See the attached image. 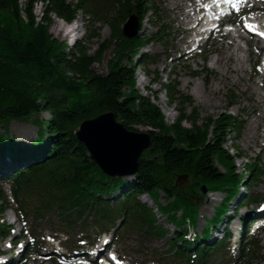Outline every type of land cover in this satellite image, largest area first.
<instances>
[{
  "label": "trees",
  "instance_id": "1",
  "mask_svg": "<svg viewBox=\"0 0 264 264\" xmlns=\"http://www.w3.org/2000/svg\"><path fill=\"white\" fill-rule=\"evenodd\" d=\"M34 1L26 0L22 7L19 0H0V168L7 165L17 170L10 178L15 200L22 206L29 204L38 217L40 212L56 211L69 219L88 210L99 221L123 217L124 229L160 237L164 228L156 212L138 199L146 194L161 216L177 227L170 245L181 240L191 247L197 243H185L182 225L187 220L195 223V199L206 186L209 191L225 192L213 216L206 218L203 237L208 238L243 176L234 173V157L224 147L228 133L237 130L238 124L230 114L200 120L186 108L178 109V116L167 123L151 96L135 89L133 56L151 37H126L121 25L131 15L141 24L149 10L154 12L152 0H42L44 11L39 20L33 15ZM89 6L97 15L93 21H102L110 29L108 38L92 54L88 45L99 34L88 29L89 18L84 22L85 34L72 47L49 31L51 15L70 22L79 11L90 14ZM109 48L105 72L96 71L93 65L102 62ZM165 87L170 102H187L175 87ZM107 111L125 128L136 131L144 126L150 135L152 145L141 153L132 182L103 173L75 136L83 120ZM42 112L49 117L40 118ZM10 120L36 125L30 147L8 135ZM247 173H251L244 176L250 188L252 177L258 179L263 171L253 164ZM180 175L189 182L178 186ZM120 189L121 196L110 203L109 197ZM161 196L165 204L159 201ZM258 244L255 240L243 244L240 264H264ZM217 245L197 246L196 253L186 255L190 256L187 261L195 258L197 264L204 263L206 252Z\"/></svg>",
  "mask_w": 264,
  "mask_h": 264
},
{
  "label": "rangeland",
  "instance_id": "2",
  "mask_svg": "<svg viewBox=\"0 0 264 264\" xmlns=\"http://www.w3.org/2000/svg\"><path fill=\"white\" fill-rule=\"evenodd\" d=\"M19 1L23 7L26 0ZM173 1H176V5L183 3H186V5L188 4V1L184 0H155L154 4L157 8L156 14L154 13L152 16H146L144 19L140 35L147 37L153 33L156 34L151 36L150 41L142 47L140 54H157V57L156 61L148 66H143L141 64L134 66L135 89L142 95L155 96L152 98V101L160 108L167 123H171L177 117L178 109L180 108H186L187 112L197 114L200 120L206 117L215 118L219 114H232L242 125L237 133H235V131H230L224 143V147L228 149L232 157H234V173L243 174L244 176L248 175L245 168L252 164H256L264 169V89L262 88V83L264 84V82L262 81L263 71H258V68L255 66V64H262L261 58L263 54H258V48L253 42L236 40L235 44L233 43L230 45L229 41H231V39H221L217 33H213L202 48V53L196 54V50H194L190 53L188 58H186L187 55L181 58L182 52L189 49V46L185 42L189 37L188 33L182 32L186 26L183 24L184 21L182 19V14L184 13L178 9H174L175 3ZM262 7L264 8V0L262 2ZM43 9L44 6L42 3L35 2L33 4L32 11L35 20L40 18ZM91 10L92 8L90 7V14L86 16H82V13L78 12L75 19L79 20L80 16L83 17V20L89 18L87 22L88 29H90L91 32L99 34V36L94 38L88 45L89 52L92 54L94 51L96 52L98 44L101 43L103 39L108 38L110 29L108 25L102 21L94 20V22L92 18L97 17V15H94ZM77 29H79V37H82L84 35L83 25L72 29L66 26L61 19L55 15H51L49 31L55 39L64 41L66 45H68L71 32ZM110 50L111 48L104 52L101 63L93 65L96 71L105 72L106 60L111 56ZM225 51L232 52L234 56L244 58V70L239 69L240 63L238 61L232 64L233 68H237V72L231 71L227 73L224 67L213 65L212 60L219 55H223ZM165 85L175 87L181 94V98L187 100V102L182 104L174 100L172 105L168 104V94L164 89ZM144 86H147L148 89H144ZM39 117L48 118L49 114L42 112ZM183 124L185 126L189 125L186 121H184ZM137 128L139 131L147 129L144 126H138ZM248 130H252V133H248ZM7 131L8 135L15 139L17 143L24 146L31 145L37 135V127L30 121L21 122L10 120L7 123ZM219 168L223 170L221 166H219ZM128 178L132 177L128 176ZM259 179L260 180L249 189L246 186H240L242 190L233 200L228 215L233 212L232 209H234L237 204L239 205L243 193L247 196V199L256 198L255 200L258 201H252V203L244 207L240 206L239 208L237 205L235 209L236 214L231 217L227 228L232 234V239L227 242L228 244H224L221 250L222 252H218L216 256L208 260L209 264H219L222 259H226L229 256L234 257L236 255V250L232 251L231 249H235V245H237V232H239L241 228L238 218H240V216H247V218L252 216L255 217L257 215L255 210L263 204L259 201L264 199V175L260 176ZM188 182L189 181H183L179 186L185 185ZM8 187V184L0 183L1 192L7 194ZM120 193V191L116 192L114 196L110 198V201L117 198ZM223 197L224 193L219 191H208L207 187L203 186V191L199 197L195 199V203L197 204V222L195 225H191L190 221L186 222L183 224V227L200 236L202 228L207 224L205 218H210L213 215L214 207L220 203ZM141 199L147 203L151 202L148 200L147 196H142ZM160 202L165 203V198L161 197ZM0 217V222H2L7 229L15 218L18 219L15 220L13 223L14 225H12V227H15L14 233L17 234L15 239L23 242L24 247L27 248L29 252L33 251L31 247V244L34 243L33 240L37 239L39 244H43L42 240L48 238L51 234H56L59 241H67V243L73 242L72 240L77 238L79 239L81 235L84 237L87 236L88 240H92L91 243H95L96 240H93L94 236L100 234V240L103 236L108 237L112 235L115 247L114 245L112 246L118 253L127 256L126 264H187L185 260H181L174 256L172 251H170L168 238L171 237L176 227H174L173 224H167L166 219L160 216L161 219L159 222L166 227L164 229L165 235L161 237L136 235L134 233L118 235L120 229L113 230V228H108L109 226L106 225L105 221L94 225L93 221L95 217L93 213L89 212H85L82 217H75L73 220L75 226L73 227H68L64 220H62L59 215H55V213H47L43 219L36 220L29 212L21 210L12 202L10 206L0 214ZM83 222L87 223L83 224ZM82 225L86 230L85 235L80 232ZM19 226H24L23 231L25 230L21 236L18 231ZM28 231H31V233L27 234ZM219 236L220 234L218 238ZM11 237V233H8L4 238L0 236V252H7V243H10ZM257 237L260 240L264 253V231H257ZM213 240L214 236H211L208 241L211 242ZM88 242L90 243V241ZM33 245H36V243ZM51 246L54 245L51 244ZM17 250H22V246L16 248L14 251L16 252ZM34 251H38V249L35 248ZM87 251H89V249H87ZM222 253H225L226 256H223ZM3 255L5 257L6 253ZM212 255L211 252L209 256ZM33 257H35V255H33ZM46 258L47 257H41L37 260L31 259L29 264H50V262H45ZM54 264L81 263H74L72 260L67 259L58 263L55 262Z\"/></svg>",
  "mask_w": 264,
  "mask_h": 264
},
{
  "label": "water",
  "instance_id": "3",
  "mask_svg": "<svg viewBox=\"0 0 264 264\" xmlns=\"http://www.w3.org/2000/svg\"><path fill=\"white\" fill-rule=\"evenodd\" d=\"M137 27L135 18L130 17L122 32L132 36ZM75 136L84 144L90 158L109 176L134 174L140 154L152 145L147 131L125 128L109 111L83 120ZM178 179H184V176Z\"/></svg>",
  "mask_w": 264,
  "mask_h": 264
},
{
  "label": "bare ground",
  "instance_id": "4",
  "mask_svg": "<svg viewBox=\"0 0 264 264\" xmlns=\"http://www.w3.org/2000/svg\"><path fill=\"white\" fill-rule=\"evenodd\" d=\"M175 3L174 9H178L179 11H182L184 13V5L183 4H177L176 1H173ZM258 2H263V0H254V4L258 5ZM177 10V11H178ZM188 13H184V16H188ZM236 47V46H235ZM186 56V53L181 54V58H184ZM244 58H240V56H234L232 52L225 51L223 55H219L218 57L214 58L212 60L213 65L218 66L220 65L222 68L224 67L227 73L231 71H236L237 68H233L232 64L236 63L237 61L240 63L239 69L244 70ZM236 66V65H235ZM225 73V72H224ZM224 76V74H223ZM263 117V116H262ZM263 120V119H262ZM259 127V126H258ZM248 133H252V130H248ZM218 236L214 237L217 238Z\"/></svg>",
  "mask_w": 264,
  "mask_h": 264
},
{
  "label": "snow or ice",
  "instance_id": "5",
  "mask_svg": "<svg viewBox=\"0 0 264 264\" xmlns=\"http://www.w3.org/2000/svg\"><path fill=\"white\" fill-rule=\"evenodd\" d=\"M215 2L217 3V4H228V5H231L237 12H239V11H241V9H240V4L241 3H244L245 2V0H215ZM208 5H206V7H207ZM222 11H223V9H222ZM249 28H252V25L251 24H249V25H247ZM253 30H255V29H253ZM260 35H264V32H261V33H259ZM113 259H115V257L113 256Z\"/></svg>",
  "mask_w": 264,
  "mask_h": 264
}]
</instances>
